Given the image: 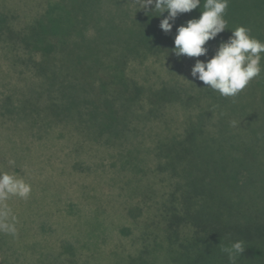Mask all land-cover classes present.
Instances as JSON below:
<instances>
[{"label":"rangeland","instance_id":"obj_1","mask_svg":"<svg viewBox=\"0 0 264 264\" xmlns=\"http://www.w3.org/2000/svg\"><path fill=\"white\" fill-rule=\"evenodd\" d=\"M61 2L0 0V12L7 14L13 28L19 31ZM105 2L101 11L98 8L91 12L93 19L87 23L84 37L91 40L101 25L106 33L111 32V36L103 37L104 43L113 47L116 37L123 38L137 27L140 35L150 31L149 44L158 47L126 59L125 73L143 93L134 109L143 113L140 107L144 106L147 111L148 97L174 82L183 90L193 89L190 94L196 93L199 87L195 85L201 81L193 80L190 70L197 58H178L172 49L176 28L198 18L205 0H201L200 8L178 14L168 33L159 27L167 12L156 17L159 13L151 12L149 6V11L142 13L147 9L139 8L137 0ZM224 18L228 29L208 41L207 56L198 59L211 58L218 44L239 26L250 29L252 37L264 42V0H228ZM73 40L79 51L76 42L81 39L75 35ZM35 57L17 43L0 40V172L14 174L31 186L27 199L10 196L0 202V209L7 206L10 210L9 222L15 217L16 227L15 235L0 231L2 264H233L221 244H232L236 239L244 242L245 249L234 264H264V150L258 155L254 145L250 146V156L256 172L250 177L252 185L242 172L247 183V204L241 205L238 214H247L248 223L261 226H252L245 235L234 239H210L200 247L190 243V225H180L176 236L166 231L164 208L169 205V194L180 171L165 165L166 159L157 153L156 146L183 133L188 120L194 119L207 98L187 106L177 99L162 101L155 105L159 107L158 114L143 117L137 112L132 126L122 136L107 141L108 132L97 136L89 128L85 113L79 116L68 110V116L63 115L66 110L58 109L57 82H44L35 73ZM84 60V65L94 63L89 57ZM262 65L264 59L261 74L252 81L264 80ZM71 80L72 76L68 82ZM71 84L62 95L69 98L78 93L81 97L80 90ZM255 93L257 98L262 95L258 104L256 98L250 99L248 88L214 104L218 109L230 106L235 114H241L251 132L264 124V85H258ZM9 160L15 164L10 165Z\"/></svg>","mask_w":264,"mask_h":264},{"label":"trees","instance_id":"obj_2","mask_svg":"<svg viewBox=\"0 0 264 264\" xmlns=\"http://www.w3.org/2000/svg\"><path fill=\"white\" fill-rule=\"evenodd\" d=\"M61 1L63 4L50 6L41 19L19 31L13 28L8 15L0 12V40L17 43L36 56L32 68L43 77L44 82H57L60 94L58 109L66 110L64 116L68 110L79 116L85 113L89 128H93L97 136L108 132L107 141L118 139L132 126V119L138 112L134 104L143 94L141 87L125 73L126 59L158 47L149 44V39H152L150 31L140 35L137 27L131 33L127 31L123 38L116 37L118 39L114 40L113 47L104 43L103 37L111 36V32L106 33L101 25L96 27L95 35L88 40L83 32L89 20L93 19L91 12L98 8L101 11L107 0ZM62 5L66 10L62 9ZM145 11L149 9L142 13ZM93 17L96 19V12ZM75 35L81 39V42H76L79 51L75 50V41H72ZM84 57L93 59L94 63L84 65ZM70 76L73 77V84L68 82ZM69 84L75 90H80L81 97L78 93L69 98L62 95ZM190 85L193 86V83ZM258 85L263 86L264 80H251L245 87L251 92L250 99H257V104L262 99L261 94L256 97ZM197 86L199 89L193 94H190L193 89L183 90L177 82L169 87L162 86L148 97L147 111L140 105L143 113H138L143 117L150 113L158 114L159 107L155 105L162 101L177 99L187 106L207 98L205 104L199 105L194 119L188 120L183 133L166 141L164 139L156 146L157 153L166 159L165 165L173 171H180L179 180L169 194V205L164 208L167 211L163 216L166 231L176 236L180 225H190L193 229L190 243L200 247L208 244L210 239L240 237L250 227L261 226L248 223L247 214L238 213L241 205L247 204V183L243 180L242 172L244 179L252 185L250 177L256 172L252 169L256 164L253 166L250 146L256 147L258 155L263 152L264 124L261 129L253 128L248 132L241 114H235L230 106L220 108L223 111L216 107L214 102L224 96L203 82ZM50 113L58 116L52 110ZM253 133L256 135L252 137ZM242 183L244 185L240 187ZM237 209L239 212H236ZM230 246L231 242L228 241L221 244V247Z\"/></svg>","mask_w":264,"mask_h":264},{"label":"clouds","instance_id":"obj_3","mask_svg":"<svg viewBox=\"0 0 264 264\" xmlns=\"http://www.w3.org/2000/svg\"><path fill=\"white\" fill-rule=\"evenodd\" d=\"M137 3L141 9H149L151 6V12L155 10L159 13L156 17L167 12V16L160 20L159 27L168 33L172 30L178 14L200 8L201 0H137ZM203 7L204 11L200 12L198 18L189 19L176 28L172 51L178 58H197L190 70L193 80L203 82L224 97H235L252 79L261 74L264 42L252 37L250 29L239 26L231 31V36L226 41L218 44L211 58L198 59L207 56V42L228 29L224 18L228 0H205ZM9 164L14 165L15 161L9 160ZM30 192L31 186L22 178L0 172V202L6 201L10 196L27 199ZM9 216L10 210L7 206L0 209V231L15 235V217L12 216V222H9ZM244 249V242L236 241L222 250L234 264Z\"/></svg>","mask_w":264,"mask_h":264}]
</instances>
